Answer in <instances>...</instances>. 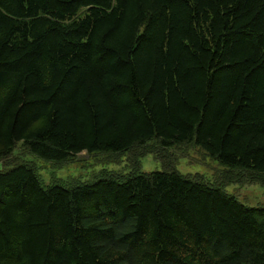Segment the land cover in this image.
Here are the masks:
<instances>
[{
  "label": "trees",
  "instance_id": "16d2710c",
  "mask_svg": "<svg viewBox=\"0 0 264 264\" xmlns=\"http://www.w3.org/2000/svg\"><path fill=\"white\" fill-rule=\"evenodd\" d=\"M182 147L225 180L181 174ZM18 150L132 172L46 187ZM237 171L264 177V0H0V264H264Z\"/></svg>",
  "mask_w": 264,
  "mask_h": 264
},
{
  "label": "rangeland",
  "instance_id": "374dc122",
  "mask_svg": "<svg viewBox=\"0 0 264 264\" xmlns=\"http://www.w3.org/2000/svg\"><path fill=\"white\" fill-rule=\"evenodd\" d=\"M176 161L174 167L183 175H200L212 185H218L224 181L221 175L227 172V168L207 156L203 151L195 147H182L175 151ZM16 155L27 162H32L42 180L44 186L49 187L59 184L72 187L78 183L94 182L102 176V173L129 174L132 172L131 153L127 152L118 156L112 154L88 155L83 152L71 161L62 165L41 159L33 154L18 150ZM165 168L160 160L153 154L140 159L139 173H152L164 171ZM241 173L243 175H241ZM223 188L225 192L236 198L243 205L250 208L264 207V177L253 179L247 173L237 171Z\"/></svg>",
  "mask_w": 264,
  "mask_h": 264
}]
</instances>
